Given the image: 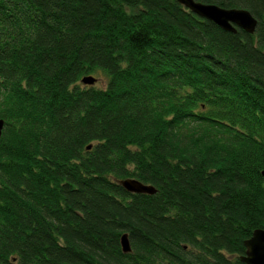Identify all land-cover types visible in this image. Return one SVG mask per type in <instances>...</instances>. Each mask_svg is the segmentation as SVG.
Masks as SVG:
<instances>
[{
	"label": "trees",
	"instance_id": "obj_1",
	"mask_svg": "<svg viewBox=\"0 0 264 264\" xmlns=\"http://www.w3.org/2000/svg\"><path fill=\"white\" fill-rule=\"evenodd\" d=\"M196 1L256 32L176 0H0V264H243L264 229V0Z\"/></svg>",
	"mask_w": 264,
	"mask_h": 264
},
{
	"label": "water",
	"instance_id": "obj_2",
	"mask_svg": "<svg viewBox=\"0 0 264 264\" xmlns=\"http://www.w3.org/2000/svg\"><path fill=\"white\" fill-rule=\"evenodd\" d=\"M186 9L197 16L209 20L219 26L222 30L236 34L238 29L248 34H254L258 26V20L246 9L222 8L215 4H206L196 0H176ZM85 85H93L96 79L92 76L83 78ZM4 120L0 119V137L4 129ZM91 147H89L90 149ZM264 176V171L262 172ZM130 193L153 195L156 189L145 185L137 180L127 179L120 182ZM121 246L124 253L132 251L129 236L124 234L121 238ZM246 253L241 257L243 264H264V229L254 231L252 237L245 241Z\"/></svg>",
	"mask_w": 264,
	"mask_h": 264
},
{
	"label": "rangeland",
	"instance_id": "obj_3",
	"mask_svg": "<svg viewBox=\"0 0 264 264\" xmlns=\"http://www.w3.org/2000/svg\"><path fill=\"white\" fill-rule=\"evenodd\" d=\"M107 84V77L104 74H100V78H98V82L96 84L97 88H104Z\"/></svg>",
	"mask_w": 264,
	"mask_h": 264
}]
</instances>
